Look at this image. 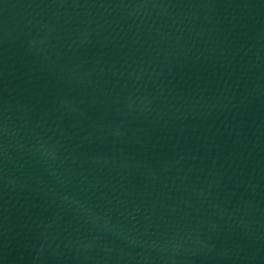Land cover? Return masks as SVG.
Here are the masks:
<instances>
[{
	"label": "water",
	"instance_id": "obj_1",
	"mask_svg": "<svg viewBox=\"0 0 264 264\" xmlns=\"http://www.w3.org/2000/svg\"><path fill=\"white\" fill-rule=\"evenodd\" d=\"M0 264H264V0H0Z\"/></svg>",
	"mask_w": 264,
	"mask_h": 264
}]
</instances>
